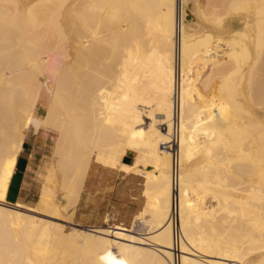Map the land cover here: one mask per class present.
<instances>
[{"label": "bare ground", "instance_id": "obj_1", "mask_svg": "<svg viewBox=\"0 0 264 264\" xmlns=\"http://www.w3.org/2000/svg\"><path fill=\"white\" fill-rule=\"evenodd\" d=\"M93 163L141 177L129 227L73 224ZM222 261L264 264V0H0V264Z\"/></svg>", "mask_w": 264, "mask_h": 264}, {"label": "crops", "instance_id": "obj_2", "mask_svg": "<svg viewBox=\"0 0 264 264\" xmlns=\"http://www.w3.org/2000/svg\"><path fill=\"white\" fill-rule=\"evenodd\" d=\"M29 148L28 145L24 144L23 150L18 156V165L9 185L10 190L7 193L9 200H6L9 203H14L19 199L26 201L27 193L33 189L29 180V172L34 159L28 151ZM123 157L121 159L122 165L133 163L132 156L125 155ZM123 172L118 169L103 167L97 163L91 165L72 214L71 219L74 225L104 227L107 226V223L103 220L108 215L110 223L129 226L133 215L144 204L140 202L141 177L137 174ZM26 184L29 185L26 186ZM10 191L11 194H9Z\"/></svg>", "mask_w": 264, "mask_h": 264}, {"label": "rangeland", "instance_id": "obj_3", "mask_svg": "<svg viewBox=\"0 0 264 264\" xmlns=\"http://www.w3.org/2000/svg\"><path fill=\"white\" fill-rule=\"evenodd\" d=\"M199 1L202 2L203 0H199ZM45 90L46 89H45V85H44L43 91H45ZM45 100H46V96H44L43 101L45 102ZM54 141H55V137L53 136V133L44 132V131L40 130V132L38 133V135L35 139L34 144H32V145L26 144L30 147L28 149V151L31 153V155L33 156V159H34L33 165L30 166V172H29V180L31 181L30 183L32 184L33 189L31 192L27 193V199H26L27 203H29L30 200L32 203L35 202L38 195H39V189L43 185L45 177L48 173V169H49V165H50V161H51V157H52V145H53ZM28 185L29 184H26V186H28ZM141 187H142V185H141ZM141 199L142 198H141V191H140V200ZM143 204L145 205V203H143ZM147 205H149V203H147ZM60 223H64L65 225H67L66 226L67 228L66 227L65 228L68 230V228H69L68 224L66 222H64V220L60 219ZM126 227H129V226H126ZM140 229L143 231L144 227H135L134 231L140 232L139 231ZM124 233L127 235H130V236H137V235H134L130 232H124ZM128 243L133 244V242H130V241ZM209 259H211V258H209ZM211 260H213V258ZM216 260H218V259H216ZM216 260H214V261H216ZM218 262H221V261L218 260ZM222 262L225 264H233L234 263V262H228V261H222ZM237 264H240V263H237Z\"/></svg>", "mask_w": 264, "mask_h": 264}]
</instances>
